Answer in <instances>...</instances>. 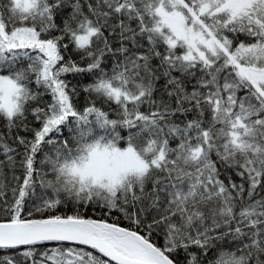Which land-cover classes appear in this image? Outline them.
I'll use <instances>...</instances> for the list:
<instances>
[{
	"label": "snow or ice",
	"instance_id": "snow-or-ice-1",
	"mask_svg": "<svg viewBox=\"0 0 264 264\" xmlns=\"http://www.w3.org/2000/svg\"><path fill=\"white\" fill-rule=\"evenodd\" d=\"M0 264H264V0H0Z\"/></svg>",
	"mask_w": 264,
	"mask_h": 264
}]
</instances>
